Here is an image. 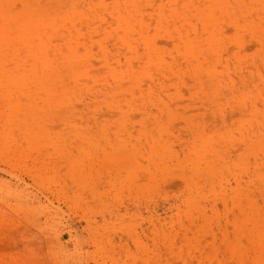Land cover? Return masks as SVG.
Returning a JSON list of instances; mask_svg holds the SVG:
<instances>
[{
    "label": "rangeland",
    "instance_id": "374dc122",
    "mask_svg": "<svg viewBox=\"0 0 264 264\" xmlns=\"http://www.w3.org/2000/svg\"><path fill=\"white\" fill-rule=\"evenodd\" d=\"M221 9L219 0H0L24 24L10 19L0 36V264L264 260V4H253V21L238 13L247 40L237 44L231 9ZM210 13L221 44L202 32ZM27 42L40 57L61 53L59 74L32 76ZM188 199L191 239L177 222Z\"/></svg>",
    "mask_w": 264,
    "mask_h": 264
},
{
    "label": "bare ground",
    "instance_id": "6f19581e",
    "mask_svg": "<svg viewBox=\"0 0 264 264\" xmlns=\"http://www.w3.org/2000/svg\"><path fill=\"white\" fill-rule=\"evenodd\" d=\"M161 1H163V0H161ZM214 1L215 0H207V2H210V3H213ZM219 1H220V3H222L221 12H225V11L228 12L231 9V13L233 15L232 23L234 26L239 25L240 30H245V26H240L239 19H238V13H243V11L246 10L247 12H249L248 16L252 20L251 15H252V10H253V4L256 3L257 1H262L264 4V0H219ZM161 5H162V2L159 4V7ZM198 11H199V8H198ZM202 12L203 11H200L199 13H202ZM160 15H161V13H160ZM163 18H164V16H161V19H163ZM10 19L13 20L15 26H19V27L24 26V24L16 21V17L14 16L13 13L0 11V36L2 35L3 29L11 27ZM217 19H218L217 16H214L213 13H210L208 15H203V17H202V20H203L202 32H206L208 34L207 39H209L210 41H215V43L221 44V38H220V29L221 28L218 29L219 22H217ZM194 30H196V29L194 28ZM195 32H197V30ZM252 34L255 35L254 32H252ZM179 36H180V38H183L182 34L180 32H179ZM207 39H205V40H207ZM27 43H28L27 45L29 46L28 51L30 52V54L35 59V62L32 66V69L30 70L32 76L38 77L39 75H41L47 79H50V77L56 76L57 74H59V72L61 70V60L59 58L61 53L57 52V50L54 49L55 59H48V53L45 54V57H40L39 53H37L34 50L36 48L35 43H32V44L30 42H27ZM5 44L11 45L9 42H5ZM41 45H44V44H41ZM124 45L127 46L128 48H132V44L129 43V41H124ZM146 46L149 49V51H152L156 48V44L154 42H146ZM239 46L240 47L244 46L241 41L239 42ZM187 47H188V49H187L188 51L193 52V53L195 52L193 50L196 47L193 45V43L191 41L189 42ZM100 50L102 52L101 54H102V58H103L104 63L107 64L109 67H111V64H110L111 59L109 56V54H110L109 51L104 46H102V48ZM70 51L73 54L76 52V50L72 47H71ZM13 59L16 60V62H18L19 64L22 62V60H20V58L18 56L14 57ZM39 66H41V68H42L41 74H39ZM3 72L6 73L8 71L5 69V70H3ZM126 77L131 79L130 75H126ZM139 91L141 92L140 96L143 98L142 99L143 102H144V100H147V98L151 95V93H153L152 88H149V92L147 93V95H146L144 90L140 89ZM132 94H134V93H132ZM156 98L158 101V103L156 104L158 106V108L162 105L160 110L164 109L165 107L166 108L168 107V105L165 102H163L161 104L162 99L159 97V95H157ZM146 106H147V108L145 106L144 107L146 109H148V111H149L148 114H150V116H151V113H150L151 109H149L147 102H146ZM157 120H158V118H157ZM184 206H185L184 209H182V210L180 208L178 209L177 214H178L179 218H177V222L179 223V227H181V230L183 229L185 237H187L188 239H191V237H190L191 230L188 227H191L190 226L191 223H194L195 221H197V219L193 216V213H192L193 209H196L197 206H195V203L191 199L186 200ZM181 211H183L182 215L179 214V213H181ZM186 220H187V222L188 221L191 222L190 225L186 224L187 223Z\"/></svg>",
    "mask_w": 264,
    "mask_h": 264
},
{
    "label": "snow or ice",
    "instance_id": "6c2138e0",
    "mask_svg": "<svg viewBox=\"0 0 264 264\" xmlns=\"http://www.w3.org/2000/svg\"><path fill=\"white\" fill-rule=\"evenodd\" d=\"M230 31H232V30L230 29ZM241 38L246 41L247 35H244L243 37H241L239 25H237V26H235V35L231 38L233 44H237ZM224 43H227V41H224ZM261 43L264 44V38H262ZM83 50H84L83 48L80 49V51H83ZM51 51L52 50L49 49V55H51ZM24 53H25V50L21 49L19 52V56L23 57ZM224 54H226V53H224L222 51L221 55H224ZM4 67L8 72L14 71L16 68V60H7ZM262 99H264V97H262ZM252 106L255 107V105H252ZM261 111H262V114H264V104H261ZM241 146L243 147V145H241ZM241 155L243 156V153ZM261 196L264 197V183H262V185H261ZM261 204H262V206H264V198L261 199ZM231 264H236V262L232 261ZM244 264H252V262L248 261V262H244ZM260 264H264V260H262L260 262Z\"/></svg>",
    "mask_w": 264,
    "mask_h": 264
}]
</instances>
